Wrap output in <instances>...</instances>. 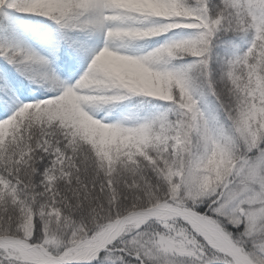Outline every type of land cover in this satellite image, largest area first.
Wrapping results in <instances>:
<instances>
[{
  "label": "snow or ice",
  "instance_id": "snow-or-ice-1",
  "mask_svg": "<svg viewBox=\"0 0 264 264\" xmlns=\"http://www.w3.org/2000/svg\"><path fill=\"white\" fill-rule=\"evenodd\" d=\"M0 60V264H264V0H0Z\"/></svg>",
  "mask_w": 264,
  "mask_h": 264
},
{
  "label": "trees",
  "instance_id": "trees-1",
  "mask_svg": "<svg viewBox=\"0 0 264 264\" xmlns=\"http://www.w3.org/2000/svg\"><path fill=\"white\" fill-rule=\"evenodd\" d=\"M25 19H26V17L21 16V20H25ZM3 63H4V61L0 60V65H2ZM9 67H11V66H9Z\"/></svg>",
  "mask_w": 264,
  "mask_h": 264
}]
</instances>
